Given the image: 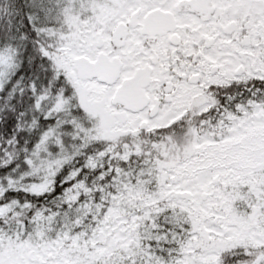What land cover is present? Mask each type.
<instances>
[{"label": "snow or ice", "instance_id": "obj_1", "mask_svg": "<svg viewBox=\"0 0 264 264\" xmlns=\"http://www.w3.org/2000/svg\"><path fill=\"white\" fill-rule=\"evenodd\" d=\"M0 264H264V0H0Z\"/></svg>", "mask_w": 264, "mask_h": 264}]
</instances>
